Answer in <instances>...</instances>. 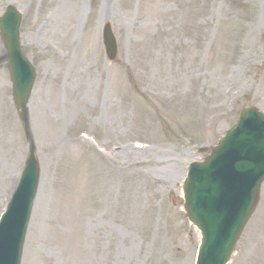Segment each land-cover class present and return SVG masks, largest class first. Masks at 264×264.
<instances>
[{
    "label": "rangeland",
    "instance_id": "obj_1",
    "mask_svg": "<svg viewBox=\"0 0 264 264\" xmlns=\"http://www.w3.org/2000/svg\"><path fill=\"white\" fill-rule=\"evenodd\" d=\"M10 4L37 73L23 122L0 35V216L31 148L40 165L20 264H195L183 182L243 107L264 111V0ZM44 188L67 209L35 229ZM229 264H264V182Z\"/></svg>",
    "mask_w": 264,
    "mask_h": 264
},
{
    "label": "water",
    "instance_id": "obj_2",
    "mask_svg": "<svg viewBox=\"0 0 264 264\" xmlns=\"http://www.w3.org/2000/svg\"><path fill=\"white\" fill-rule=\"evenodd\" d=\"M21 17L10 7L0 19L15 101L22 118L35 81L32 64L19 41ZM105 45L110 59L117 55L108 25ZM39 178L32 153L20 184L0 223V264H18L23 238ZM264 180V114L255 108L242 111L238 124L227 133L205 162L191 165L184 186L185 209L202 234L196 264H227L235 244L258 201Z\"/></svg>",
    "mask_w": 264,
    "mask_h": 264
},
{
    "label": "bare ground",
    "instance_id": "obj_3",
    "mask_svg": "<svg viewBox=\"0 0 264 264\" xmlns=\"http://www.w3.org/2000/svg\"><path fill=\"white\" fill-rule=\"evenodd\" d=\"M45 183H47V180L44 182V186H46ZM51 206H52V207H56L55 210H57V211H58V207H59V212L64 211V210L67 209L66 206H63V205H62V202H60V204L58 205V204L56 203V201L52 199L50 193L46 192V191H45V188H44V189L42 190V192L40 193V195H39L38 204H37V206H36L35 209H34V223H33V227H34L35 229H37V228L41 225V223H42V221H43V219H44L45 213L47 212V210H48ZM54 212H55V211H54ZM55 213H56V212H55ZM62 213H63V212H62ZM62 213H61V214H62ZM56 214H57V213H56ZM57 215H58V214H57ZM36 236H37V235H36ZM33 237H34V236H32V238H33Z\"/></svg>",
    "mask_w": 264,
    "mask_h": 264
}]
</instances>
